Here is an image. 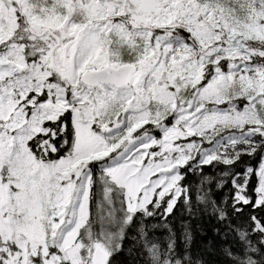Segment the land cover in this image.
Listing matches in <instances>:
<instances>
[{
	"label": "snow or ice",
	"instance_id": "obj_1",
	"mask_svg": "<svg viewBox=\"0 0 264 264\" xmlns=\"http://www.w3.org/2000/svg\"><path fill=\"white\" fill-rule=\"evenodd\" d=\"M202 214L219 264H264V0H0V264H121L125 239L184 264L155 234Z\"/></svg>",
	"mask_w": 264,
	"mask_h": 264
},
{
	"label": "trees",
	"instance_id": "obj_2",
	"mask_svg": "<svg viewBox=\"0 0 264 264\" xmlns=\"http://www.w3.org/2000/svg\"><path fill=\"white\" fill-rule=\"evenodd\" d=\"M200 158L201 157H197L196 160L192 161L191 167L193 169L196 168ZM205 171L216 174L223 173L226 169L222 163H216L205 169ZM182 210L183 204H177L173 209V215H177V213ZM169 219H172V217H169ZM180 220L188 221L190 217L187 215L178 216L177 222L172 224L171 230L165 229L155 234L156 237L159 238L154 241L157 254H159L161 258H164L170 255L171 251L174 249L177 256L184 258V264H219L221 260V255L219 253L220 242L212 236V228L214 226L219 227V225H216L214 218L202 214L199 222L191 220L190 227L184 228L180 227ZM197 223H199L200 228L203 229V235L197 230ZM209 239H213L211 247L207 246ZM132 246V240H124V249L129 254L125 256L124 252H121L118 255L117 259L121 261V264H143V261L139 260L138 257V254L141 252V247L139 244H136L133 249ZM186 253L187 258H185Z\"/></svg>",
	"mask_w": 264,
	"mask_h": 264
},
{
	"label": "rangeland",
	"instance_id": "obj_3",
	"mask_svg": "<svg viewBox=\"0 0 264 264\" xmlns=\"http://www.w3.org/2000/svg\"><path fill=\"white\" fill-rule=\"evenodd\" d=\"M207 123V121H205ZM191 135L192 133L189 132H179V131H174L173 133L170 134V136L166 137V140L169 141V143L165 147V151H168L169 154L172 151H175V149L171 148V141L178 139L181 135ZM175 165L168 164L167 160L165 161L164 164L160 165L159 167L164 168L165 171H171V168L174 167ZM148 174H151V171H148ZM52 173H49L45 171L43 173L44 176V182L41 185H37L33 188L31 191V199L28 201L29 206H30V211L32 216L35 217V219L31 222V224L27 227L26 231L27 234L29 235V238L32 239L35 242H40L42 243L44 240V230L41 227V221L45 220V211L47 208L50 207L49 205V196L50 193L53 191V188L51 185H49L47 178L50 177ZM120 180L122 183H126L129 186V190L131 191L132 189H135L136 191H139L140 187V180H132L130 177H125L123 174L120 176ZM144 182L146 183L147 180L145 179ZM163 182V181H161ZM57 201H59L60 197L57 195L56 197ZM66 202V201H65ZM86 211L84 214V218L86 219ZM63 223V221H62ZM175 264V262H173Z\"/></svg>",
	"mask_w": 264,
	"mask_h": 264
},
{
	"label": "bare ground",
	"instance_id": "obj_4",
	"mask_svg": "<svg viewBox=\"0 0 264 264\" xmlns=\"http://www.w3.org/2000/svg\"><path fill=\"white\" fill-rule=\"evenodd\" d=\"M201 159V158H200ZM198 162V161H197ZM193 163V162H192Z\"/></svg>",
	"mask_w": 264,
	"mask_h": 264
},
{
	"label": "water",
	"instance_id": "obj_5",
	"mask_svg": "<svg viewBox=\"0 0 264 264\" xmlns=\"http://www.w3.org/2000/svg\"><path fill=\"white\" fill-rule=\"evenodd\" d=\"M103 261H101V263H102Z\"/></svg>",
	"mask_w": 264,
	"mask_h": 264
}]
</instances>
